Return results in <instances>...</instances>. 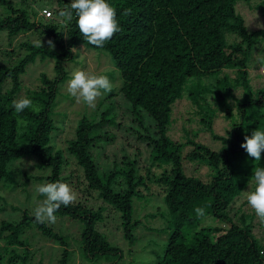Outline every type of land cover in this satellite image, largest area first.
Segmentation results:
<instances>
[{
    "label": "trees",
    "instance_id": "obj_1",
    "mask_svg": "<svg viewBox=\"0 0 264 264\" xmlns=\"http://www.w3.org/2000/svg\"><path fill=\"white\" fill-rule=\"evenodd\" d=\"M50 1L55 4L51 10L55 17L35 20L31 15L36 17L37 12L27 5L0 0L4 11L0 33L5 32L8 40L31 31L45 38L41 44L26 42L25 52L14 61L0 58V183L13 181L8 164L24 156H34L41 166L51 169L46 183H68L73 171H66L63 151L52 143L59 127L51 111L59 84L66 78L63 64L75 56L73 49L78 46L104 49L122 78L119 89L107 99L116 95L125 101L130 115L147 132L138 138L146 142L149 153L144 167L133 157L117 161L115 155L105 153L115 136L105 128L115 122L114 100L105 102L107 96L92 118L78 120L66 151L80 168L77 181L85 197H78L74 205L61 206L55 215L82 224L80 253L86 258L120 253L99 230L107 206L95 207L99 204L87 203L86 198L118 211L124 237L134 241L133 198L157 195L166 204L171 231L156 264H264V244L252 233L253 214L247 220L242 213L235 222L228 213L232 200L254 179L255 169L264 167V152L255 161L241 147L253 130L264 131V86L253 88L247 70L264 28L246 29L235 10L238 0H108L117 11L121 31L98 48L83 38L75 14L67 23L59 16L70 6L67 0ZM257 6L264 14V0ZM226 33L239 40L228 43ZM47 57L54 60L55 75L50 78L41 73V85L25 96L32 100L31 107L16 113L12 102L21 88V75L29 63ZM209 94L212 103L207 100ZM184 96L198 110L200 130L219 142V148L197 141V131H184L188 132L184 141L169 135L173 107ZM219 113L228 121L224 134L213 128ZM19 129L23 130L20 134ZM183 160L205 165L207 179L188 174ZM197 207L205 209L203 218L197 217ZM22 213L16 222L0 223V264H29L26 227H35L42 237L59 244V263L69 264L68 236L36 222L34 214ZM207 219L219 224L206 225Z\"/></svg>",
    "mask_w": 264,
    "mask_h": 264
},
{
    "label": "rangeland",
    "instance_id": "obj_2",
    "mask_svg": "<svg viewBox=\"0 0 264 264\" xmlns=\"http://www.w3.org/2000/svg\"><path fill=\"white\" fill-rule=\"evenodd\" d=\"M16 5H27L35 13L36 17L31 15L32 19L42 17L43 19H50L55 17L52 8L55 6L54 2L50 0H12ZM71 3V0H67ZM260 0H238L235 4V10L241 14L244 20V25L248 31H257L264 28V14L257 6ZM43 10H46L44 12ZM4 13L0 8V14ZM5 32L0 33V58L4 60L14 61L18 55L25 52L26 42L35 44L44 43L45 38L37 31L20 34L14 39L8 40ZM227 34V42L233 43L239 38L232 34ZM226 36V35H225ZM75 56L66 61L63 66L66 71V78L59 84L54 105L51 111V117L59 130L52 135V143L56 148L63 151L64 157L67 160L66 171H73L69 181L72 189L77 193L78 197H85L81 188L80 182V168L72 155L66 151L67 141L74 136L75 127L79 119L82 117L92 118L94 112L98 108L99 102L105 98V102L114 100L112 112H115L114 124H105V128L111 130L115 135L105 146V153L115 155L117 161H121L124 156L134 158L137 160L139 166L144 167L147 164V156L149 147L146 142L138 138V134L147 133L138 120L130 115L129 110L126 109L125 101L120 96L114 95L112 99H107L110 93L98 98L96 107L91 108L83 102H77L67 91L68 81L72 77V73L76 70H85L90 74L106 75L114 84L112 92L119 89L122 78L119 70L116 68L111 55L104 49L87 48L85 46H78L73 49ZM54 60L52 58H45L40 61L38 58L28 64L25 73L21 75V88L16 94L15 100L20 97H25L29 90L38 88L41 85L40 75L45 73L48 77L55 75L53 69ZM248 75L253 88L258 89L264 86V34L257 36V43L254 45L252 54L247 63ZM226 70L222 72L225 73ZM231 76L234 71L229 70ZM240 89L236 90L239 96ZM239 98V97H238ZM207 100L212 103L213 98L211 94ZM241 100V97H240ZM198 110L192 105L189 99L184 96L178 100L172 113V123L169 127V135L173 139L184 141L187 133L198 132L195 139L207 144L210 148H219V142L211 138L206 131L200 130ZM228 124L222 114H218L213 123V128L217 133L224 134V126ZM19 134L23 131L18 130ZM192 135V134H191ZM96 150L93 149V153ZM183 167L188 174H193L197 177L207 179V168L203 164L192 163L188 160H183ZM8 168L12 174V182L0 183V195L2 197L0 210V223L2 220L10 222L18 221L22 216V211L28 214H34V210L46 198L41 195L37 188L47 182V177L51 174V169L43 167L39 164L34 156H24L12 160L8 164ZM78 178V179H77ZM253 179L250 185L247 186L239 196L234 198L228 206V213L235 222L242 213H245L247 220L252 216V233L262 240L264 244V224L261 223L256 216L254 210L247 202V194L252 191ZM87 203L99 204L93 205L107 206L104 212V223L100 224L99 230L104 232L108 241L119 247L120 253L117 254H103L97 255L95 258H86L80 253L78 236L82 224L79 221L71 220L66 217L56 215L57 219L54 224H49L55 230L68 236V249L71 251L69 257V264H156L164 252V247L170 234L171 228L167 223V207L162 196H140L133 198V217L137 220L133 234L135 240H129L124 237L120 213L118 211L112 212L110 206L102 203L94 198H86ZM219 224L213 219H207L206 225ZM186 231V229H185ZM188 231V230H187ZM24 237L27 240V248L29 253V264H60L59 258L61 256L62 247L52 241L42 237L35 227H26ZM189 241V239H187ZM3 241L0 239V244ZM20 250V249H19Z\"/></svg>",
    "mask_w": 264,
    "mask_h": 264
},
{
    "label": "clouds",
    "instance_id": "obj_3",
    "mask_svg": "<svg viewBox=\"0 0 264 264\" xmlns=\"http://www.w3.org/2000/svg\"><path fill=\"white\" fill-rule=\"evenodd\" d=\"M74 14L83 38L98 48H103L106 42L121 31L117 11L108 0H71L70 6L59 12V16L66 23L73 20ZM49 44L51 45V41ZM113 88V82L106 75L90 74L85 70L74 71L67 84L68 93L77 102H83L91 108H95L98 98L112 92ZM31 105L32 100L28 97H20L12 102L16 113L23 112ZM241 147L255 161L261 160L264 152V131L253 130L250 136H245ZM254 180L255 188L247 194V202L261 223H264V167L255 169ZM37 191L46 197L34 210L38 223L54 224L57 219L55 213L61 206L74 205L78 199L77 193L65 182L42 184ZM195 213L197 217L203 218L205 209L197 207Z\"/></svg>",
    "mask_w": 264,
    "mask_h": 264
},
{
    "label": "built area",
    "instance_id": "obj_4",
    "mask_svg": "<svg viewBox=\"0 0 264 264\" xmlns=\"http://www.w3.org/2000/svg\"><path fill=\"white\" fill-rule=\"evenodd\" d=\"M44 12H46V10H43Z\"/></svg>",
    "mask_w": 264,
    "mask_h": 264
}]
</instances>
